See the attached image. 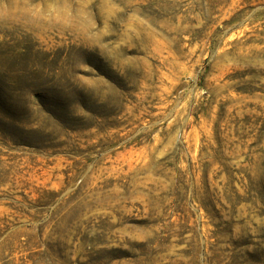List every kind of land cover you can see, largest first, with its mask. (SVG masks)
Instances as JSON below:
<instances>
[{
    "label": "rangeland",
    "instance_id": "obj_1",
    "mask_svg": "<svg viewBox=\"0 0 264 264\" xmlns=\"http://www.w3.org/2000/svg\"><path fill=\"white\" fill-rule=\"evenodd\" d=\"M0 264H264V0H0Z\"/></svg>",
    "mask_w": 264,
    "mask_h": 264
}]
</instances>
